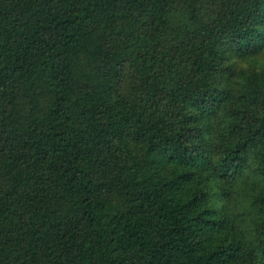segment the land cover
Returning a JSON list of instances; mask_svg holds the SVG:
<instances>
[{
  "label": "trees",
  "instance_id": "obj_1",
  "mask_svg": "<svg viewBox=\"0 0 264 264\" xmlns=\"http://www.w3.org/2000/svg\"><path fill=\"white\" fill-rule=\"evenodd\" d=\"M0 264H264V0H0Z\"/></svg>",
  "mask_w": 264,
  "mask_h": 264
},
{
  "label": "rangeland",
  "instance_id": "obj_2",
  "mask_svg": "<svg viewBox=\"0 0 264 264\" xmlns=\"http://www.w3.org/2000/svg\"><path fill=\"white\" fill-rule=\"evenodd\" d=\"M236 60H237V62H238V64H239V66H240V65H243V66H248V65H249V62L246 61V60H241V59H239V58H236Z\"/></svg>",
  "mask_w": 264,
  "mask_h": 264
}]
</instances>
